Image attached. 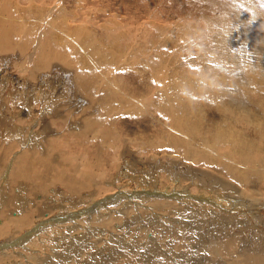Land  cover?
Returning a JSON list of instances; mask_svg holds the SVG:
<instances>
[{"label":"bare ground","instance_id":"bare-ground-1","mask_svg":"<svg viewBox=\"0 0 264 264\" xmlns=\"http://www.w3.org/2000/svg\"><path fill=\"white\" fill-rule=\"evenodd\" d=\"M148 1L0 0L24 83H0V264H264V19L231 0L233 32L190 28ZM176 25L200 37L180 59Z\"/></svg>","mask_w":264,"mask_h":264},{"label":"rangeland","instance_id":"rangeland-1","mask_svg":"<svg viewBox=\"0 0 264 264\" xmlns=\"http://www.w3.org/2000/svg\"><path fill=\"white\" fill-rule=\"evenodd\" d=\"M13 1H15V3H16V1H17V4H19L20 6H22L23 8H30V5L31 4H33V5H36L37 6V8L36 9H38V11H43V10H45L48 6H49V4H52V3H56V2H60L61 3V0H13ZM34 2V3H32V2ZM62 1H64V3H65V5L66 6H77V10L80 12V13H82L83 11H85V8L83 9L82 8V10H81V8L80 7H78V6H81L82 5V0H62ZM138 0H124V1H122V0H90V2H92V3H94V4H96L95 5V7L96 8H102V9H106L105 7H107V6H110L111 7V9L112 10H114L115 8H117V7H119L118 5H120V3H123V6H125V5H130L129 6V10L130 11H132V10H134V6L133 5H131L130 3H135V2H137ZM145 1V5L147 6L148 4H149V1L148 0H144ZM214 3H213V2ZM116 2V3H115ZM120 2V3H119ZM130 2V3H129ZM219 2H221V3H219ZM228 2H230V3H228ZM228 2H227V0L225 1V0H208V1H205V0H195V2H189V3H192L193 4V6H191L189 3L187 4V5H185L184 7L183 6H180V5H176V7L174 6V7H172L171 6V3L169 2V0H153V4H154V6H155V10H156V13H157V15L158 14H160V15H158L157 17L158 18H160L161 19V21H164V19H165V21L166 22H169V20H173V22H179V20H180V17H181V13L184 15V18H186V19H181L183 22H181L180 24H182V25H184V26H188V27H190L191 28V26H192V24H194L193 26L194 27H196V28H198V25H200L199 27H200V29H202V28H205V27H207L208 26V24H211L212 25V23H211V21L210 20H212L213 18H215V19H219L218 21H220L221 22V25L222 26H224L225 28H228V27H230L229 29L233 32V29H234V27H233V24H232V22H230L231 20H229L230 18L228 17V16H226V17H228V18H224L225 16L223 15V13H224V11L225 10H222V9H228L229 7V9H228V11H229V14H230V9H232L231 7H233V10H235V9H237V10H235V11H231V12H234V13H236V12H238V10L240 11L241 10V8H239L238 6H237V8H235V6H236V4L234 5V3H233V1H231V0H228ZM60 3H59V5H60ZM112 3V4H111ZM118 3V4H117ZM180 4H182L181 2H179ZM105 4V5H104ZM109 4H111V5H109ZM220 4H221V6H220ZM227 4V5H226ZM102 5H104L103 7H102ZM158 5V7H156ZM217 5V6H216ZM224 5V6H223ZM229 5V6H228ZM230 5H234V6H230ZM262 5V6H261ZM53 6V5H52ZM252 6L256 9V10H258L260 13H261V16H262V18L264 19V0H254V3L252 4ZM50 7V6H49ZM89 7V6H88ZM161 7L164 9V13H165V15H166V17H164L162 14H161ZM219 9H218V8ZM226 7V8H225ZM133 8V9H132ZM158 8V9H157ZM171 10H169V9ZM173 8V9H172ZM176 8H177V10H178V12H179V14H178V16L176 17V18H173V15L171 14V13H175V11H176ZM207 8V9H206ZM57 7L56 8H54V9H52V11H53V14H54V12H56L57 11ZM198 9H200V11H198ZM167 10V11H166ZM190 11V14H189V16H186V13L185 12H183V11ZM218 10H220V11H218ZM52 11H51V13H52ZM82 11V12H81ZM160 11V12H159ZM214 11H216V12H214ZM159 12V13H158ZM171 14V15H168L169 13ZM222 12V13H221ZM50 13V14H51ZM263 13V14H262ZM103 13H98V16H99V19L98 20H96V21H94V19H93V22L94 23H96L97 22V24L99 25L100 24V17H101V15H102ZM213 15V16H212ZM28 16V15H27ZM55 16V15H54ZM160 16H162V18L160 17ZM216 16V17H215ZM230 16V15H229ZM164 17V18H163ZM168 17V18H167ZM206 18V21H205V19H202V18ZM221 17V18H220ZM222 17H223V19H222ZM38 18H40V17H38ZM69 16H65V21L66 22H68L71 26H73L74 24H76V22L75 21H72V19H71V21H69ZM28 19H32V18H28ZM167 19V20H166ZM226 20V21H225ZM37 20L34 18V19H32V20H27V22L30 24L31 23V25L32 24H34V22H36ZM46 21H50V20H46ZM164 21V22H165ZM227 21H229V22H227ZM72 22H73V24H72ZM202 22H204V24L202 25ZM207 23V24H206ZM88 24V23H87ZM96 24V25H97ZM46 26H47V22H46V25L45 26H43L44 27V29H43V27L41 28V30L44 32L45 31V29H46ZM177 27H178V25H176ZM204 26V27H203ZM260 28H262V27H260ZM41 30L40 31H38V33H37V38H39V39H41L40 37H41ZM219 30L220 29H218V28H216V27H214L213 28V33H216V32H219ZM226 31V30H225ZM179 32V33H178ZM178 32H177V43L178 44H176V50H175V52H178L175 56H177L178 57V59H180V58H183L184 57V55H186L185 53L186 52H190V53H192V52H195L196 51V48H198V46L199 45H197L198 44V42H199V34L198 35H194L193 34V36L192 37H190V36H188V33L185 31V29H183V31H179V27H178ZM181 33V34H180ZM187 33V34H186ZM261 33H262V35H263V37H264V28H262V30H261ZM233 34V33H232ZM232 34H230V33H228V32H226V33H224V35H232ZM234 35V34H233ZM198 36V37H197ZM205 36V35H204ZM220 36H223V35H220ZM98 38H99V40L102 42V40H104L102 37H100L99 36V34H98ZM195 38H197L196 40H195ZM184 39V40H183ZM70 40V39H69ZM181 40V41H180ZM193 40H195V41H193ZM184 42V43H183ZM185 42H186V45H188V46H185V45H181L180 46V44H185ZM264 46V45H263ZM180 47V48H179ZM183 47V48H182ZM184 47H185V49H187V50H185L184 49ZM180 50H179V49ZM182 49H184V50H182ZM194 51H193V50ZM181 53V54H180ZM184 55H183V54ZM181 55V56H180ZM257 56V55H256ZM180 57V58H179ZM257 58H260L258 61L260 62L259 64H264V53L262 54V55H258L257 56ZM181 62H182V60H180ZM262 62V63H261ZM10 65V66H9ZM261 66H257L256 67V73L257 74H260L259 73V68H260ZM260 69H262V68H260ZM14 70L12 69V66H11V64L8 62V63H4V65L2 66V67H0V83L2 84L3 83V81H5V82H7L8 80H9V83H18L19 82V86H17V87H19L21 90H23V87H24V83H23V79H21V75L22 74H20V73H16V72H13ZM263 77H264V75H263ZM61 77H59L58 79H60ZM61 80V79H60ZM41 81V80H40ZM60 82H62V80L60 81ZM22 83V84H21ZM21 84V85H20ZM28 85H29V82H28ZM23 86V87H22ZM39 85H37L35 88L33 87V93H34V91H36L38 88H41V90H47L45 87H46V85L44 84V85H41V87L39 86ZM11 88H12V86H11ZM29 89L32 91V88H30L29 87ZM9 95H7V97H8ZM19 105V104H18ZM21 105H23V104H21ZM6 106V105H5ZM4 106V107H5ZM20 106V105H19ZM33 111H36V109H34ZM173 172H175V169H173ZM159 180V179H158ZM161 183V181L159 182V184ZM129 185V184H128ZM158 184H157V188H158ZM194 195V194H193ZM196 195H198V194H196ZM191 197V196H190ZM182 199H184V200H188V201H190V198H188V197H185V198H182ZM198 203V202H197ZM196 204V203H195ZM201 204V203H200ZM226 206V205H225ZM226 207H229L228 205L226 206ZM244 210L243 209H241V210H237L236 211V216H238V215H241V213L243 214L244 212H243ZM239 212H240V214H239ZM133 214H135V212H132ZM226 214H227V212H226ZM123 215V214H122ZM121 215V216H122ZM99 225V224H98ZM101 225V224H100ZM99 225V226H100ZM111 226V225H110ZM237 229H239V226L238 227H236ZM124 233H126V232H124Z\"/></svg>","mask_w":264,"mask_h":264}]
</instances>
